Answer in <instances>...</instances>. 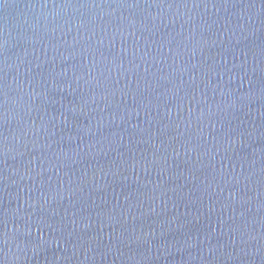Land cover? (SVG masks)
<instances>
[{
    "label": "water",
    "instance_id": "obj_1",
    "mask_svg": "<svg viewBox=\"0 0 264 264\" xmlns=\"http://www.w3.org/2000/svg\"><path fill=\"white\" fill-rule=\"evenodd\" d=\"M0 264H264V0H0Z\"/></svg>",
    "mask_w": 264,
    "mask_h": 264
}]
</instances>
